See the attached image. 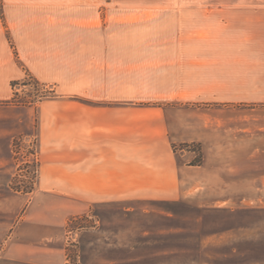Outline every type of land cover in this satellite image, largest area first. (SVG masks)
I'll return each instance as SVG.
<instances>
[{
  "label": "crops",
  "instance_id": "0c3cea01",
  "mask_svg": "<svg viewBox=\"0 0 264 264\" xmlns=\"http://www.w3.org/2000/svg\"><path fill=\"white\" fill-rule=\"evenodd\" d=\"M103 3L0 0V101L25 73L55 94L37 106L38 190L9 238V257L54 249L55 233L94 204L264 211V113L168 105L183 98L182 85L139 80L137 62L123 59L138 51L116 49L115 33H83L95 21L86 11ZM190 144L197 151L174 150Z\"/></svg>",
  "mask_w": 264,
  "mask_h": 264
},
{
  "label": "rangeland",
  "instance_id": "374dc122",
  "mask_svg": "<svg viewBox=\"0 0 264 264\" xmlns=\"http://www.w3.org/2000/svg\"><path fill=\"white\" fill-rule=\"evenodd\" d=\"M91 1L104 6L86 11L95 21L83 33H115L116 49L138 51L123 59L137 62L139 80L182 85L183 98L168 105L225 103L264 113V0ZM36 82L25 73L0 101V264H248L264 257V211L126 200L67 218L55 248L37 258L27 250L7 256L38 190L37 106L55 95Z\"/></svg>",
  "mask_w": 264,
  "mask_h": 264
},
{
  "label": "built area",
  "instance_id": "2783aa9c",
  "mask_svg": "<svg viewBox=\"0 0 264 264\" xmlns=\"http://www.w3.org/2000/svg\"><path fill=\"white\" fill-rule=\"evenodd\" d=\"M41 86H43V85H41ZM44 88H45V89H43L44 91L49 89L48 87H44ZM179 150H181V148Z\"/></svg>",
  "mask_w": 264,
  "mask_h": 264
},
{
  "label": "trees",
  "instance_id": "16d2710c",
  "mask_svg": "<svg viewBox=\"0 0 264 264\" xmlns=\"http://www.w3.org/2000/svg\"><path fill=\"white\" fill-rule=\"evenodd\" d=\"M36 82V81H35ZM37 83V86H39V85H41V84H39L38 82H36Z\"/></svg>",
  "mask_w": 264,
  "mask_h": 264
}]
</instances>
